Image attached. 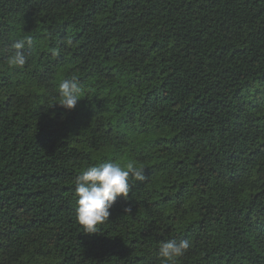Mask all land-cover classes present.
<instances>
[{
    "label": "trees",
    "instance_id": "1",
    "mask_svg": "<svg viewBox=\"0 0 264 264\" xmlns=\"http://www.w3.org/2000/svg\"><path fill=\"white\" fill-rule=\"evenodd\" d=\"M104 161L146 180L84 233L75 180ZM169 239L264 264V0H0V264H164Z\"/></svg>",
    "mask_w": 264,
    "mask_h": 264
},
{
    "label": "clouds",
    "instance_id": "2",
    "mask_svg": "<svg viewBox=\"0 0 264 264\" xmlns=\"http://www.w3.org/2000/svg\"><path fill=\"white\" fill-rule=\"evenodd\" d=\"M33 46V38L25 36L17 39L11 45L16 51L9 57L11 66L23 67L26 57L21 51L25 46ZM78 78L63 79L59 84V105L65 109H73L82 94ZM57 104V103H56ZM144 168L133 161L123 165L112 161H104L97 165L88 166L75 180L76 207L75 216L84 233L97 232V226L108 221L110 209L118 197H127L137 181L146 180ZM126 211H130L126 209ZM187 239H169L162 242L158 248V256L164 264H176L190 249Z\"/></svg>",
    "mask_w": 264,
    "mask_h": 264
}]
</instances>
